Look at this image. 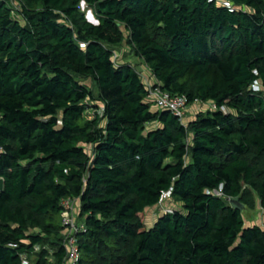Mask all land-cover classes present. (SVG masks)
Here are the masks:
<instances>
[{"label": "trees", "instance_id": "16d2710c", "mask_svg": "<svg viewBox=\"0 0 264 264\" xmlns=\"http://www.w3.org/2000/svg\"><path fill=\"white\" fill-rule=\"evenodd\" d=\"M227 1L0 0V264H67L69 198L76 264H264L243 217L264 210V0ZM124 43L163 92L215 109H156L114 61ZM170 190L182 210L148 226Z\"/></svg>", "mask_w": 264, "mask_h": 264}, {"label": "rangeland", "instance_id": "374dc122", "mask_svg": "<svg viewBox=\"0 0 264 264\" xmlns=\"http://www.w3.org/2000/svg\"><path fill=\"white\" fill-rule=\"evenodd\" d=\"M218 1L222 3L223 1H227V0H218ZM81 11L85 14L87 20L92 19L94 21H97L96 17L92 13V10L89 9L86 5H81ZM114 53L116 54V55L114 54L116 56L114 58V61L118 65L130 63L139 71L143 79V82L145 83L147 88L156 84L149 69L145 66V64L141 60H139L137 57L134 56V54L131 52L130 48L127 46L126 43H124ZM85 84L89 87H93L91 80L86 81ZM252 89L257 92L263 91L261 82H257L252 87ZM98 107H99L98 108L99 112L101 113L102 111L101 104H98ZM210 109L211 110L214 109L213 104L199 103V104L193 105L192 107H188L185 120H183V122L185 124H188L189 120L193 119V117L196 116L197 113L206 112ZM92 113L93 111L91 110L89 112V115H93ZM86 149L89 153L91 152V148L89 146H86ZM176 210H182V204L172 199L169 201H164L163 204H160L156 207L148 209L146 211L147 225L150 227L153 226L160 216H163L167 213H172L173 211H176ZM243 217L245 220V227L259 226L264 230V210L261 209L259 204L254 210L243 211Z\"/></svg>", "mask_w": 264, "mask_h": 264}, {"label": "built area", "instance_id": "2783aa9c", "mask_svg": "<svg viewBox=\"0 0 264 264\" xmlns=\"http://www.w3.org/2000/svg\"><path fill=\"white\" fill-rule=\"evenodd\" d=\"M215 1V0H209ZM219 4L233 10L235 6L229 1H223ZM116 55V54H115ZM114 55V58L116 57ZM149 100L154 107L158 110H166L173 113L181 121L185 120L186 112L188 109V100L184 96L172 97L168 93L163 92L160 87L155 84L149 88ZM215 109V108H214ZM218 194V192H215ZM172 199V190L163 192L159 201V204H163L164 201ZM63 211L61 214V222L64 227L63 234L65 235V248L67 251V264H76L79 260L80 254L78 250V238L79 235L86 231L85 225L79 222V201L77 199H65L62 201ZM38 251V249H37ZM24 264H30L27 259L24 260Z\"/></svg>", "mask_w": 264, "mask_h": 264}, {"label": "water", "instance_id": "95a60500", "mask_svg": "<svg viewBox=\"0 0 264 264\" xmlns=\"http://www.w3.org/2000/svg\"><path fill=\"white\" fill-rule=\"evenodd\" d=\"M82 5H85V4L82 3ZM88 21L94 25H98L97 21H94L92 19H88ZM231 206L241 211L244 210V206L240 203L238 199L231 200Z\"/></svg>", "mask_w": 264, "mask_h": 264}, {"label": "crops", "instance_id": "0c3cea01", "mask_svg": "<svg viewBox=\"0 0 264 264\" xmlns=\"http://www.w3.org/2000/svg\"><path fill=\"white\" fill-rule=\"evenodd\" d=\"M209 104H212V103H209ZM194 117H195V116H194ZM194 117H193V119H194ZM193 119H190L189 122H190L191 120H193Z\"/></svg>", "mask_w": 264, "mask_h": 264}]
</instances>
